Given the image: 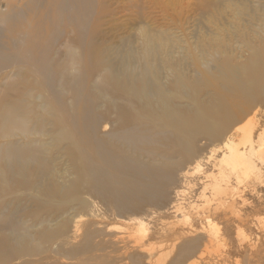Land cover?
I'll return each mask as SVG.
<instances>
[{
  "label": "bare ground",
  "instance_id": "bare-ground-1",
  "mask_svg": "<svg viewBox=\"0 0 264 264\" xmlns=\"http://www.w3.org/2000/svg\"><path fill=\"white\" fill-rule=\"evenodd\" d=\"M195 1L215 11L206 15L214 25L229 7L248 24L263 17L250 31L264 42V0ZM97 3L95 19V0H0V264H113L128 240L135 258L151 261L152 251L142 255L145 207L175 184L169 208L190 233L192 219L203 220L207 247L215 227L190 192L227 195L221 202L232 207V182L262 179L264 129L252 104L264 97V46L243 39L251 54L238 63L213 32L177 57L156 13L138 17L136 36L104 39V14L139 1ZM107 213L130 233L101 229Z\"/></svg>",
  "mask_w": 264,
  "mask_h": 264
},
{
  "label": "rangeland",
  "instance_id": "rangeland-1",
  "mask_svg": "<svg viewBox=\"0 0 264 264\" xmlns=\"http://www.w3.org/2000/svg\"><path fill=\"white\" fill-rule=\"evenodd\" d=\"M98 1L101 2L102 0ZM138 1L139 3L136 7L128 5L111 7L110 10H112V13L110 15L112 17L105 16L104 14L103 17L105 19L107 18L105 20L106 24L98 29L102 31L101 34L104 35H102L104 39L116 37L119 39L125 37L124 31H130L131 29L132 33L136 36L137 31L135 32V30L140 27V20H138V17L156 13L159 16L157 19L161 26L164 29L167 28L170 31L169 33H172L173 36H171L174 38L170 37L174 39V41L177 40V42L175 41L177 48L178 46L180 47L179 51H177V57L182 56V51L186 49L185 45L187 48L189 46L193 47V44L200 41L203 37L208 38L210 35L213 36V32H219L221 38L225 37L223 40H225L226 43L228 42L227 46L235 53L233 56L238 63L247 62L251 54V51L245 48L246 42H244L243 39L248 41L251 39L256 47H259L261 44L264 46V42L256 38L250 31L252 24L256 29L262 25L263 17H258L255 22L248 24L246 17H243L240 21L239 18L232 15L236 13L237 8L229 7L225 9V23H222L223 25L219 24V26L208 23L206 19L207 14L215 11L209 8L210 10L207 9L205 12V10H202V8L194 4L196 3L195 0H164L163 2L161 0L158 6L149 4L148 2L150 0L146 2L145 0H142V2L141 0ZM234 1L236 6L244 2L243 0ZM0 9L3 10V6H0ZM99 11L100 8H98L97 0H95V19ZM185 18H187V20L184 21L183 19ZM91 21H89L90 26ZM113 21L115 23H113ZM172 23L176 25V27H174ZM242 34L247 37L239 38ZM100 39H102V37ZM262 61L264 62V56L262 57ZM252 108L253 110H257V116L254 121L259 132L264 129V97L259 100H254ZM239 113L240 111L236 109L232 111V128L237 126L234 120L239 117ZM246 120L245 118L241 119L238 124L245 126L247 123ZM216 144L217 143H215V145ZM261 171L262 179L260 181H242L238 185L232 182L235 189L238 188L239 190H235L236 194L234 197L237 200H233L232 207H230L229 204H223L221 202L224 198H228L227 195H221V197L218 196L217 198L213 197L212 199V197H210L211 194L206 192L205 197L208 196L206 197V199L208 198L207 200L204 198L206 204L204 202L205 200L201 199V201L198 198L200 186L195 187L190 192L189 202H194L196 200L195 202L199 206V210L203 208L199 213L203 215V217H208L212 221V226L214 224L215 227L214 230L216 233L214 236L216 240L212 241L210 245H206L207 247L204 245L206 244L205 234L199 233V229L204 226L203 220H200V222L198 218L192 219V224H194L197 232L190 233V230L180 223V218L174 215L169 208L173 202V192L176 188L175 184L171 186V193L169 192L167 200L160 202L157 208L145 207L149 217L145 219V222L148 223L150 232L149 238L141 243L146 249L145 253L142 255H145L146 251L150 250L149 252L151 253L152 251L153 254L152 260L148 261L145 258H135L138 251L131 249L133 241L128 240L127 246H120L118 248L119 250L114 251V256L118 258L115 259L113 264H131L130 260H137L136 264H264V165L261 166ZM237 193L240 194V196ZM234 197L233 199H235ZM217 208L219 209L217 210ZM202 210H205L203 214L201 213ZM101 227L95 228H101L103 230L109 228V230L117 236H126L131 231L123 222L114 219L110 213H107ZM174 241H176V244L173 246ZM127 249H129L127 251L129 256L124 257L123 253ZM92 252L94 255L97 254V252L94 251H87L86 254H91ZM149 252L147 254H149ZM165 254H167V256ZM157 259H163L161 260L163 262ZM35 260H37V258H35ZM58 264H74V262L63 260L58 262Z\"/></svg>",
  "mask_w": 264,
  "mask_h": 264
}]
</instances>
